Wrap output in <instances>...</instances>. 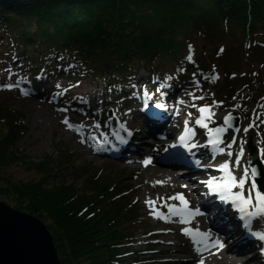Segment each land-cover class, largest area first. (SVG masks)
Wrapping results in <instances>:
<instances>
[{
    "label": "trees",
    "instance_id": "1",
    "mask_svg": "<svg viewBox=\"0 0 264 264\" xmlns=\"http://www.w3.org/2000/svg\"><path fill=\"white\" fill-rule=\"evenodd\" d=\"M232 21L242 22L243 30L249 27L243 43L254 36L258 40L253 43L262 47L264 0H0V37L7 46L4 54H18L35 73L51 64L77 68L86 62L88 72L95 76L105 73L106 80L118 78L124 87L134 78L137 56L144 58L150 73L162 81L182 82L180 68L193 63L200 70H209L199 46L188 59L193 35L213 39L207 47L216 48L215 31L223 30L222 23L233 30ZM257 33L260 35L255 36ZM245 44L244 54L254 53ZM219 51H215L218 59L225 47L219 45ZM256 54L250 63L255 66L252 74H256L258 63L264 66V54ZM234 77L232 74L229 79ZM3 113L0 110V115ZM0 120L6 122L4 117ZM18 126L7 125L0 136V166L21 159L7 154L6 140H16ZM55 164L56 171L66 167L78 173L68 157ZM50 178L35 182L7 179L6 186H0V196L12 195L18 210L48 218L47 228L53 231L62 264H131L126 259L134 254L131 246L141 228V215L138 202L124 193L127 189L119 190L106 179L95 177L87 182L97 190L93 195L88 194L92 189L87 185L80 193L72 184L51 185ZM138 260L132 262L148 264Z\"/></svg>",
    "mask_w": 264,
    "mask_h": 264
},
{
    "label": "rangeland",
    "instance_id": "2",
    "mask_svg": "<svg viewBox=\"0 0 264 264\" xmlns=\"http://www.w3.org/2000/svg\"><path fill=\"white\" fill-rule=\"evenodd\" d=\"M232 24H235L233 30H230V28L227 30V27H225V25H223L222 23L223 30L215 31L216 34H214L213 37L215 39V42L217 43L216 48L211 47L210 49H208L207 46L210 45V41L213 42L214 40L209 38L204 40L198 33H196V35H193V42L191 44L192 47L191 49L188 48L187 52L191 56L192 51L194 50L195 52L194 48L199 46V49L202 50V54L207 60L206 67L210 66V68H208L209 71L205 72V74L216 73L221 81L220 85H225L227 87L228 94L221 95V93H217L216 89L214 88L215 86L209 87L210 89L206 91L208 93L207 95L200 93V97H203L204 100H209L207 102H210L208 106H210L211 118L206 119L205 122L216 120L221 123V119L225 115L233 113L238 117L241 125L244 126L243 129L247 127L248 122L250 123V119H253L255 125H258V127L260 128V132H262L263 134L259 135L258 133L254 132L258 129L256 126H254L252 128L254 130L253 133H250L249 131H243V133H239L235 136V156L240 151L241 141H243L244 149V154L240 161L241 167L238 168V170H232L233 175L237 178V180H239V178L243 176L244 166H248V161L250 159L255 161L257 159V156H259V149L264 148V112H262L263 108H261V105H259L260 102H264V66L258 63V66L256 65L255 70L256 74H252V68H254L255 66L253 64H250L257 57L256 52L264 54V49H262L264 48V41H261L263 46L260 49L256 46L255 43L252 42L253 40H256L254 36L251 37L247 44L243 43L245 40L244 37L250 31L249 27L248 29L243 30L241 27L242 22L240 21H232ZM227 25L230 27L231 23L228 22ZM258 35H260V33H257L255 36ZM244 44L246 47L251 46L250 48H253L255 50L254 53L250 50L251 52H249L248 54H244ZM219 45L225 47V51L220 54L223 57L220 59L217 58V54L215 53V51H219ZM182 46L183 50H185L183 42L181 44V48ZM224 57L225 59L223 60ZM134 60L135 64L137 65L135 69L137 70L135 80L138 79L139 81L136 85H132V90L134 93H136V95H141L143 93L149 92L150 86L153 85L154 82L150 76L149 66L146 64L145 59L139 58V56H137L134 58ZM170 60L171 59H168L165 62L162 61L161 63H159L163 66V64L169 62ZM213 61L218 62L220 66ZM0 64H5L4 67H0V72H4L6 63L0 62ZM96 66L97 65H90V68H97ZM80 67H82L83 70L88 69V65L86 62H83ZM98 69L100 70V68ZM206 69L207 68H201L202 71H206ZM87 73L88 76L86 77H88L89 81H93L92 85L94 87L91 88V91H87V96L88 98H90V101L87 103V105L82 106L79 111L86 110L84 108H87L88 105H92V98H95L97 103H101L97 99L98 93L104 95L102 96L106 101L103 106L104 111L106 104L109 102L112 103L108 106L109 109L113 108L114 110L116 107H118V103L122 102L118 97V80L115 79V81H113V79L112 81H106L104 80V75L106 74H102L101 72L98 76H95L90 72ZM227 73H230L231 75L235 73L234 80H230L229 78H231L232 76L229 77ZM249 73H251L252 76H250ZM227 77L229 80L227 79ZM78 78L79 81L85 79L83 76H78ZM147 79L149 81H147ZM145 80L146 83H143V81ZM50 82H54L58 85L74 84L72 81H68L65 79L56 80V78H54V81L48 79L46 81V84L49 85L48 83ZM88 82H84L82 86L86 87L85 84ZM114 83L116 87H106L107 85H113ZM208 84L210 85L212 83L208 82ZM21 85L22 84H18L11 90L8 89L7 92H0V110L4 111V113L0 115V119H3L4 117L6 120V122L4 123L1 122L3 120H0V128L3 130L2 131L0 129V136L2 137V135L6 133L7 125L8 127H11L12 125L14 126V124L20 125L18 126L19 128H16V140L11 141V139H9L6 140V142L8 143L7 154L10 155L11 158H21L19 162L6 163L5 165L0 166V186H6L7 183L5 182L7 179H11L14 182H35L45 177L50 178L48 176L49 174L46 173L47 171H49L52 175H54L49 179L51 185L59 186L60 184H72L73 186H75L77 191L81 193L82 191L87 189L85 188L87 182L92 178L98 177L99 179H106L108 183H111L119 190L128 189L127 194H129L130 198L134 196V199L138 201L140 213L142 214L143 221L141 222L140 230L136 233V243L135 245L131 246L132 251L136 253L131 258L128 257V259H126L127 262H131L135 258H145L143 257V255H148L150 253L151 256H146L147 258L152 257L151 260H153V263L150 264H197L198 262L194 261L191 253L186 252V249L189 245L186 247V244H182L183 242H185L184 239H171L168 238L170 234H160V229H164L165 231H167L168 227H166V225L168 224L166 223H169L172 228H175L174 226L176 225V223L180 225L179 227L182 226V229L188 228L185 223H181V220L184 218H181V216L179 219L174 218L175 214H173V212L168 207V205H174L177 209H179V207L181 206L184 207V205L179 200L168 199L169 197H172L177 193H181V191L179 190V188H175L176 186H173V182L164 184L163 181L159 178V173L161 171H168L169 174L173 177L172 169L175 168V166H173L174 164L172 165V167H169V169H162V167H164L165 165L155 166L154 169L151 166L147 165L142 174L137 175V172L134 173L133 171L138 170V166L141 167L140 165L123 163L121 160L117 162L111 159L107 160V158L105 157L93 156L92 152L89 149V140H92L94 143L95 140H93V136L91 138L89 137L90 133H93V131H90V129L92 128L93 130L98 132L102 130L104 126L99 124V116L95 112L89 111L90 108L86 110L88 114L72 112L74 111L75 106L67 108L68 112H72L70 113V116L77 113L81 115L83 119L86 118L84 119V123L87 126L83 129L84 133H78L79 136L75 137V139L72 138L73 134L62 129L61 125H59L57 121L54 126L51 125V122H47L48 128L41 131L40 135L37 136L39 132L37 124L41 122L42 118L40 111L51 112V107L47 102H44V100L34 98L33 94L24 95L25 91L24 93L20 91ZM187 88L192 89L190 87ZM202 89L203 88L201 86L197 85L194 88L196 93L201 92ZM259 91L261 95L257 96V93ZM80 92L83 93V91ZM180 96V91H176L175 97L173 99H175L176 101L178 98H180ZM53 99L54 97H52V100ZM180 100H182V98H180ZM214 101L216 103H214ZM53 102L52 104H54ZM55 102H57V100H55ZM204 103H206V101ZM196 104L202 106L201 104L203 103L200 104L196 102ZM63 108H66L64 104L60 105V109ZM122 108L125 109L124 107ZM255 108H257L258 115H263L260 119L261 122L255 120L256 112H250ZM189 113L192 112L189 111ZM205 114L206 115L197 113L193 115L192 113L191 117H189L188 115V119L195 122V120L201 115H209V113ZM233 114L232 116H234ZM184 115L185 113H183L182 116ZM14 120H16L17 122H14ZM73 125L76 124L74 123ZM194 125L197 126V124L194 123L193 127ZM75 129H79L77 128V125ZM4 137L5 136H3V138ZM202 137L204 143L205 136L202 135ZM173 138L174 137L163 139V141L158 142V144H152L151 141L148 140V144L145 146V153H143L141 157L135 155V158H133V160L138 161L142 158L155 159L154 155L162 152L164 150L163 146L166 144V142L171 141ZM85 139H87V141H85ZM247 143H251V145L255 148V155H252L248 151L246 147ZM63 157H68L69 160L76 167H78V173H76L72 169L69 170L66 167L59 168L56 171L55 163L60 161ZM38 165L39 167L42 166L40 167L41 170H38ZM131 175H133V177H131ZM227 178L229 179V177ZM173 179L174 184H177V186L180 183V185H182V182L184 181L178 177H175ZM144 181L149 184L150 187L156 186L154 187L155 190H150V188L143 187L142 185ZM138 183H141L140 187L136 186ZM88 186L89 185H87V187ZM88 188L92 189L88 194L94 195L97 192V190L95 188H92V186ZM104 194L106 193L104 192ZM107 195L110 196L112 194ZM5 196L1 195L0 201H4L11 207L18 209L15 204V197L12 195ZM184 197L188 201L187 196L184 195ZM149 202H151V205ZM85 213L86 212H84L83 215ZM253 213L256 212H250L254 221V229L257 228V232L264 231V217L253 215ZM38 217L49 228L50 223L48 218H44L41 216ZM158 218L160 219L159 221ZM194 226H198L197 221L194 223ZM141 230L142 232L139 233ZM152 230L156 231L149 234V232ZM50 231L53 234V231ZM144 231H148V233ZM174 232L175 234H178V231H173L172 233L174 234ZM180 233L183 234V231L181 230ZM154 239L157 240L154 241ZM150 242L151 244H149ZM210 246L211 245L208 244L206 248H210ZM152 250L154 251L153 253L151 252ZM226 258H236L237 260L239 258V261L242 262V264L254 263L253 258H251V256H249L248 254H245V252L235 253L232 251H227ZM206 259V264H233L228 263L225 258H215L211 256L210 252L206 254Z\"/></svg>",
    "mask_w": 264,
    "mask_h": 264
},
{
    "label": "bare ground",
    "instance_id": "3",
    "mask_svg": "<svg viewBox=\"0 0 264 264\" xmlns=\"http://www.w3.org/2000/svg\"><path fill=\"white\" fill-rule=\"evenodd\" d=\"M16 75L18 76H23V72L20 68H14L13 71ZM38 77V76H36ZM27 82H32L34 80V77H27L26 78ZM206 80H208V77L206 76ZM190 82L189 86H195L197 80L195 78H190L189 79ZM104 96L101 93L97 94V99L102 103L103 101H105V99H103ZM88 98H86L87 100ZM101 103H97L95 98H92V105L93 107L91 108L93 112H95L99 117L102 116V111H101ZM146 103H151V100L146 101ZM146 108V107H145ZM147 109H153V108H147ZM124 111V109L122 110ZM121 111V112H122ZM41 112V122H39V124H37V127L39 129V132L37 134V136L40 135L41 131L46 130L47 127V122H51V125L54 126L56 124V121L59 125H61L62 129H64L67 132H71V129H68L63 123V119L65 118V115L58 113L57 111V106H55L54 104L51 105V112H46V111H40ZM164 114H166V112H163ZM141 116V120L139 122H141L142 124H147L146 120L148 119V116L141 112L140 113ZM91 117V116H90ZM136 118H139L138 116H135ZM122 119L127 118L126 115H123V117H121ZM71 122L76 123L78 125H84V118L75 113L74 115H72L71 117L68 118ZM131 124L133 123L132 120L129 121ZM182 122V119L178 116V123L180 124ZM125 123V122H124ZM168 123L169 126V132L167 133V135H174L176 134V130L174 129V125L171 121H165V122H161L160 125L158 126V129L161 128H165V124ZM20 126V125H19ZM85 127V125L83 126V128ZM114 127V128H113ZM83 128H81L79 130V132L84 133ZM114 129V134H117L120 130H123L125 128H127V124H124V126H118V124L114 123L113 121H106L104 122V128L100 131H94L93 133H90L89 137L91 138L92 136H97L98 139H100L103 144L100 148H97V146L94 144V142L92 140H89V149L91 152H93V156H100L102 154L105 153V151H107V149L105 148V144H106V140H104L102 137L108 132L109 129ZM147 128V127H146ZM143 128V129H137V131H131V130H123L122 131V137L125 138L129 144L125 146L123 151H119V158H125L126 153L128 152H135V153H139L140 150L143 148V136L147 133V129ZM162 130V129H161ZM186 128L182 129V132L179 134V137L181 135H184ZM196 131H200L199 127L195 128ZM74 133H76V130H73ZM78 132V133H79ZM73 133L72 138L75 139V137H77L78 135H75ZM131 133V134H129ZM112 137H116V136H112ZM109 137L107 139V141H111L114 142L116 141L115 138ZM178 137V139H179ZM88 139V138H87ZM87 139H85V141H87ZM137 139H140V141H138ZM155 143H157L156 141H154ZM179 142V140H178ZM216 145V144H215ZM214 146V145H213ZM173 152L170 151L168 154H172ZM188 156V158L190 160H196L197 161V169H198V173H204L203 175L211 172V171H215L218 172L219 175H223V173L221 172V169L218 168V171L213 168V164H211L210 162H208V160L205 162L202 158L197 157L196 155V151H191V152H187L185 157ZM132 159H128L126 161H124V163H130V164H135L133 162H129ZM246 160V159H245ZM149 164L154 167L155 163L154 162H149ZM183 168V167H180ZM146 167H139L138 166V170L133 171L134 173L137 172V175L142 174L143 170H145ZM175 173V171H174ZM184 174H186V176L182 175L185 179H188L190 181H192L193 183L197 182V179L194 178L195 176V172H192L190 170H188L186 168V173L184 172ZM131 177H133V175H131ZM159 178H161L163 181H167V182H171L170 180V175L168 173H163L159 176ZM229 181V180H228ZM213 184V183H212ZM141 183H138L136 186L140 187ZM219 185V182H218ZM143 187L146 188H150V190H155L154 187L156 186H149V184H147L145 181L142 185ZM175 188H179V190L183 191L185 194H188L187 196H189L188 198L192 201V202H196L197 203V207L199 209L200 212H205L207 214V218L210 222V225H212L213 227H216L218 230H220L221 232H223L225 235H228L225 237V235H220V237H225L224 239L220 240L222 242H224L227 247L226 248H222V249H217L216 251V256L221 257V258H225V260L228 263H236V264H242V262H240L239 258L237 259H227L225 257L226 252L228 249H234V248H240L243 249L246 245H248L250 243V241H243V243H241L242 240V235L244 233H246L247 231H249L248 228L242 229L239 232H235L236 230L239 229V226H243L245 225V222L240 220L238 217H236V211L231 210V212L228 214V216H224L223 215V209H222V205L223 203L228 199V193L226 190L224 189H220L218 191H213L211 187H202V186H196L191 187V189L188 187V185L186 184V182H183L182 185L180 186H176ZM187 189V190H185ZM223 194V196L225 197L224 199L221 198V195ZM196 196V197H195ZM191 207H195L194 204H191ZM195 215V214H194ZM159 221V218H158ZM169 230H167V232H163L164 234H170L168 236V238H175V239H180L183 240L184 235L180 233L181 228L179 226H177L175 229H172L171 227L168 228ZM178 231V234H174L172 233V231ZM162 234V235H164ZM228 237V238H227ZM208 240H216V239H212L208 238ZM55 243V242H54ZM182 244H186L185 242H183ZM261 242L259 244H256L255 248L258 251V255L260 257V264H264V255L262 253V246H261ZM187 247V246H186ZM187 253H191L192 258L194 259L195 262H198L197 264H199V262L201 260H204V252L203 253H199L197 250L192 249V248H188L186 249ZM62 263V261H61ZM250 263V262H249ZM245 264V263H243ZM252 264V263H250ZM255 264V263H254Z\"/></svg>",
    "mask_w": 264,
    "mask_h": 264
},
{
    "label": "snow or ice",
    "instance_id": "4",
    "mask_svg": "<svg viewBox=\"0 0 264 264\" xmlns=\"http://www.w3.org/2000/svg\"><path fill=\"white\" fill-rule=\"evenodd\" d=\"M191 47L192 46L189 45L190 49H191ZM221 51H223V50L221 49ZM61 59H63V58L61 57ZM188 59L191 60V56H189ZM169 79H171V77H169ZM3 87L11 90L12 88L15 87V85L14 84H5V85H3ZM24 95H28V93L25 92ZM189 95L192 96L193 100L203 99V97H197L193 93H189ZM214 103H216V102L214 101ZM158 107L163 108L164 105L161 104V105H158ZM191 107H196V105L192 104ZM59 111L67 112L68 109L67 108H63V109H59ZM198 111L201 114L209 113V115L208 116L201 115L200 117H198L195 120V123L197 125H199L200 127L208 128V124L205 122V120L211 118L210 106L202 105V106L199 107ZM188 115H189V117H191L192 113H188ZM232 118H233L232 117V113H229L228 115H226L224 117V120H223V125H229V121ZM62 123L68 129H75L76 128V125H73L72 123H70L69 119L67 117H65L63 119ZM184 123H185V125H187L189 123V121L186 120ZM223 125L220 126V127L214 128V129H208V131L210 133L217 134L212 140L209 141L213 145L217 144L218 142L222 143V141H220V139H219V135L218 134L223 132V131H225V128H224ZM254 126H255V122L252 121V122H250L248 124V126L246 128L243 129V131L244 132H248V130L250 128H253ZM122 127H123V125H122ZM239 131L240 130L237 129V132H239ZM129 134H131V133H129ZM193 134H194V129H192L191 127H187L185 132H184V135H181L179 137V143L178 144H173V145H171V147H173V148L183 147V148H186L189 152H191L193 150V148L197 147L196 144L191 143L190 140H189V137L192 136ZM82 142H85V141H82ZM235 143H236V139H235V137H233V139L226 146V148H220V152L224 153L226 151V149H227V155L229 157H231L233 155V153H232V151L230 149L232 148V145L235 144ZM243 154H244L243 141H241L240 151L236 154V159L234 161V164H235L236 168H240L241 167L240 161H241V159L243 157ZM259 158L261 160H264V148H260L259 149ZM149 162H150V158H148V159H146L144 161L145 164H148ZM230 163H232V162L226 161L223 165L220 166L225 172L228 173V177H229L230 183H228L227 185L220 184V185L213 186L212 182L209 181L208 182L209 187H211L214 192L218 191V190H220L222 188L230 190L236 184H239V186L243 187L245 184H247L249 182V177H250V174H251V188H249L248 191L251 194L252 198H248V197H244V196L240 197V199L246 205V207L245 208H241L240 211H242V212L243 211H247L248 209L255 207L257 209V211H256V213H253V215H258V216L264 217V191L260 190V187L257 185V182H256V177L260 174L258 172V169L256 167H251L250 168L249 166L245 165L244 168H243V176L241 178H239V180H237V178L230 171ZM221 198L222 199L225 198L223 196V194L221 195ZM168 199L179 200L184 205L183 209H177L174 205H168L169 209L173 212V214L181 216V217H187V216L192 215V213L188 210V203L189 202L187 201V199L184 197L183 194L177 193L176 195H174L172 197H169ZM149 203L151 205V202H149ZM198 212H199V210L197 209V213ZM188 222L189 221H188L187 218H184V219L181 220V223L187 224ZM183 231H184L185 234L191 235L193 237V240H196V236L197 235L202 236L204 238H208V235H209L208 233H200L199 230H196V232L193 233V230L189 229V228H184ZM253 234L255 236H257L258 239L264 241V231H258V232H255ZM196 243L199 245L201 242L196 240ZM209 243L212 244L214 247H219V248L223 247V242L220 241L219 239H216L214 241L213 240H209ZM197 251L198 252L200 251L199 247H197ZM199 264H204L203 260H201L199 262Z\"/></svg>",
    "mask_w": 264,
    "mask_h": 264
},
{
    "label": "water",
    "instance_id": "5",
    "mask_svg": "<svg viewBox=\"0 0 264 264\" xmlns=\"http://www.w3.org/2000/svg\"><path fill=\"white\" fill-rule=\"evenodd\" d=\"M229 125L236 130L239 120ZM260 173L257 185L264 191V168L251 161ZM0 264H62L54 237L46 224L31 213L0 201Z\"/></svg>",
    "mask_w": 264,
    "mask_h": 264
},
{
    "label": "clouds",
    "instance_id": "6",
    "mask_svg": "<svg viewBox=\"0 0 264 264\" xmlns=\"http://www.w3.org/2000/svg\"><path fill=\"white\" fill-rule=\"evenodd\" d=\"M56 246V245H55ZM57 248V247H56ZM59 252V251H58ZM60 258V257H59Z\"/></svg>",
    "mask_w": 264,
    "mask_h": 264
}]
</instances>
